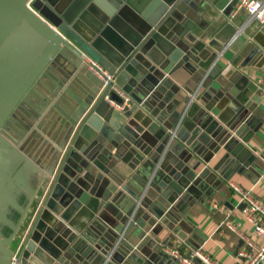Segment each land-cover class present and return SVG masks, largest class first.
<instances>
[{"label":"water","instance_id":"1","mask_svg":"<svg viewBox=\"0 0 264 264\" xmlns=\"http://www.w3.org/2000/svg\"><path fill=\"white\" fill-rule=\"evenodd\" d=\"M237 1L0 0V264H10L16 238V264H81L74 254L89 247L98 250L92 264H161L158 257H171L161 251L166 240L153 238L160 224L177 225L176 236L198 249L207 236L185 232L179 197L207 200L233 174L260 168L249 142L264 111L249 72L264 69V23L247 34L228 21L211 35L198 21V11L213 6L228 18ZM90 59L114 81L103 86ZM179 69L203 87L214 78L203 103L184 87L176 109L171 75ZM45 72L51 98L60 91L64 107L53 105V153L38 165L1 126ZM67 75L72 84L64 87ZM146 222L151 238L141 229L140 242L128 244ZM122 232L117 247L130 253L117 261L110 251Z\"/></svg>","mask_w":264,"mask_h":264},{"label":"crops","instance_id":"2","mask_svg":"<svg viewBox=\"0 0 264 264\" xmlns=\"http://www.w3.org/2000/svg\"><path fill=\"white\" fill-rule=\"evenodd\" d=\"M235 7L233 8V10L235 9ZM198 15L200 16L198 21L207 23L205 24V26L211 35L221 29L228 21L235 26H242L243 31L247 34H251V32H253L254 26L258 24L257 21H253L252 19H250L249 15L244 9L238 10L232 18H227L222 11L217 10L214 6L212 8H209L205 12L199 10ZM221 65L223 64L221 63ZM54 69L56 70V68ZM220 73L222 74L223 71H221ZM57 74L65 77L63 73ZM249 74L250 79L256 81L257 84H259L261 80L264 81V69L262 68H259L257 71H250ZM67 78H65L64 81H61L62 85L64 84V87L72 84V81H70L71 76L70 78ZM197 78V74L191 75L184 69H179L171 75L173 83H175L179 87L178 92L175 93V98L180 101L176 109L181 110L184 106L182 100L187 95V89L195 90L196 93L194 95V100L198 101L199 103H203L201 100L202 96L207 91H209L210 86L212 87L217 85L214 78H211L209 79L210 84L208 85V87L200 86L193 80H196ZM62 79L63 78L59 80ZM46 82H48V80ZM52 87L53 88L51 89V91L55 88L54 86ZM184 87H186L187 89ZM61 89L63 90L62 86ZM61 97L62 93H60L59 91L55 96L51 98L50 103H46L45 109L43 108L40 113L36 111V116L31 123L32 126L30 130L31 132L36 133L34 138H41L43 135H45V140L51 147L52 137L54 134H56L57 131V128H54V122L55 119L60 117L59 112L53 105L58 104L64 107V103H62L63 101ZM114 108L120 109L115 105ZM259 108L264 111V96H262ZM46 116H48V118H46ZM43 120L44 124L40 126V123L43 122ZM249 143V147L251 148L253 153L257 155L260 161V168L252 167L251 170L246 172L247 174L235 173L232 175L229 181H225L221 185L219 184L220 179L217 178V180L215 181V185H219L214 188L212 197L207 200L200 201L199 199H196L190 195L183 194L176 202L178 206L176 207L177 214L180 218H185L186 224L190 227H185V232H190L191 227L192 229L194 227L200 229V231L204 235H206L207 238L201 245H198V248H200L204 253L209 255L219 264H235L240 261L237 253L238 250L245 244V241L242 239L240 234L250 238L255 242L259 241L253 230L252 222L242 212V209L244 207H239L242 201L240 200L239 195H237L233 191L232 186H237L243 190L249 191L255 198H257L261 203L264 204V125L260 128V130L256 132L253 140ZM21 146L22 143L20 144V148L22 149ZM23 151L29 152V155L33 154L34 157L32 158L34 159V162L36 164L48 165L47 163L44 164L39 162L35 157L37 156V153L34 152L30 147L29 149L25 147ZM26 154L28 155V153ZM115 166L120 170L125 169L126 175L132 173L131 170H128L125 165H123L119 161ZM213 203H216L215 207L213 206ZM141 206L143 207L144 211L141 214L140 218L144 221H147L151 217V214L147 212L148 204L142 202ZM110 218L115 222V219L113 217ZM229 225H232L236 231L232 230ZM158 227L159 232L157 234H153V238L155 240H166L167 245L178 247L184 254H187L190 250H193L190 245L186 244V240H182L176 236V232L178 231V229H180V227H178L177 225H175L172 230L167 229V227L162 224L158 225ZM151 228L152 225L148 224L147 222L143 227L136 225L134 230L126 239L127 243L135 247L140 242L137 237V233L141 229H145L146 234L151 238ZM107 229L108 231L113 233L111 229ZM191 243L195 244V242L192 240ZM158 245L159 244H156L153 247V251H156L157 253L159 250ZM107 246H111V244L109 243ZM97 253L98 250L89 247L85 249L82 254L75 253L74 255H79L80 258H78V263L92 264V261L94 262L95 257L98 255ZM113 253H115L114 255L117 261H123L130 252L124 245L120 244ZM158 262L161 264H177L172 258L162 260L160 257H158ZM70 264L75 263L71 261ZM115 264L118 263L115 262ZM128 264L139 263L135 259H129Z\"/></svg>","mask_w":264,"mask_h":264},{"label":"built area","instance_id":"3","mask_svg":"<svg viewBox=\"0 0 264 264\" xmlns=\"http://www.w3.org/2000/svg\"><path fill=\"white\" fill-rule=\"evenodd\" d=\"M31 1L32 0H30V2ZM30 2L28 3L29 5ZM240 9H244L249 15L250 19L253 21L264 23V0H238L235 9L231 11L229 18H232ZM90 64V69L92 72L103 80V86L114 81L113 73L104 69L97 61L90 59ZM114 89H116L115 86ZM258 89L260 91L261 97L264 96L263 80L259 82ZM109 103L113 106L115 105V103L112 101H109ZM119 108H122V106ZM232 189L237 195H239L240 200L245 203L242 212L252 222L253 230L259 239L258 242H255L239 233L242 239L245 241V244L238 250L237 255L240 258V261L235 264H264V204L247 190H243L237 186H232ZM213 206L215 207L216 203H213ZM229 227L232 230H235L232 225H229ZM123 232L118 237L110 252H113L117 247V243L123 236ZM18 250L19 243L13 246L14 254L11 258L10 264H16ZM161 251L171 257L177 264H219L209 255L204 253L200 248L190 250L187 254H184L178 247L172 246H162Z\"/></svg>","mask_w":264,"mask_h":264},{"label":"rangeland","instance_id":"4","mask_svg":"<svg viewBox=\"0 0 264 264\" xmlns=\"http://www.w3.org/2000/svg\"><path fill=\"white\" fill-rule=\"evenodd\" d=\"M47 77L48 76L45 72L39 79V84L37 85L38 87H33L27 93V95L24 97V100L18 106H16L9 120L1 128L3 134L6 137H11L14 143H16V139L19 138L20 131H22L24 133L23 143L21 146L22 150H24L25 147H27L28 149L30 147L34 152L37 153V156L35 157L38 159V161L44 164L48 161V155H51L53 153L51 151L53 148H49L51 146H49L48 142L45 141V135H43L38 141V137L34 138L36 133L31 132V130L28 131V127L34 120L36 111L43 107L42 102L47 103L51 98V89L53 87L51 85L49 86L47 82H44L43 79ZM48 116H46V118H48ZM43 124L44 120L40 123V126H42ZM52 140L53 142H55L53 137ZM27 153L29 155V152ZM32 155L33 154H30L29 156L32 158L34 157V155ZM17 242L18 239H14L11 246L13 247L15 244H17Z\"/></svg>","mask_w":264,"mask_h":264},{"label":"trees","instance_id":"5","mask_svg":"<svg viewBox=\"0 0 264 264\" xmlns=\"http://www.w3.org/2000/svg\"><path fill=\"white\" fill-rule=\"evenodd\" d=\"M38 84H39V83H37V84L34 85L33 87H35V86L38 87V86H37ZM33 87H32V88H33ZM32 88H30V90H31ZM28 92H29V91H28ZM28 92H27V93H28ZM26 95H27V94H26ZM26 95H25V96H26ZM23 100H24V98L21 100V102H22ZM21 102H20V103H21ZM20 103H19V104H20ZM41 111H42V110H41ZM13 112H14V111H13ZM9 118H10V117H9ZM9 118H8V120H9ZM8 120H7V121H8ZM32 122H33V121H32ZM11 123H12V121H11ZM28 128H29L28 131H30L31 124L29 125ZM23 138H24V133H23L22 131H20L19 138L16 139V143H15V144L18 145V146L20 147V144L23 143ZM18 141H19V143H18Z\"/></svg>","mask_w":264,"mask_h":264},{"label":"flooded vegetation","instance_id":"6","mask_svg":"<svg viewBox=\"0 0 264 264\" xmlns=\"http://www.w3.org/2000/svg\"><path fill=\"white\" fill-rule=\"evenodd\" d=\"M20 102H21V101H20ZM20 102H19V103H20ZM19 103H18V105H19ZM18 105H17V106H18ZM14 110H15V109H14ZM14 110H13V111H14ZM12 113H13V112H12ZM12 113H11V114H12ZM10 116H11V115H9V117H10ZM9 117H8V118H9ZM7 120H8V119H7ZM7 120L3 123L2 126H4V124L7 122ZM2 126H1V128H2Z\"/></svg>","mask_w":264,"mask_h":264}]
</instances>
